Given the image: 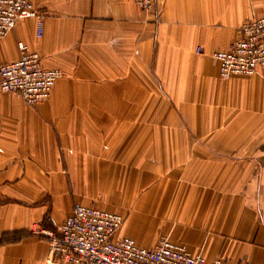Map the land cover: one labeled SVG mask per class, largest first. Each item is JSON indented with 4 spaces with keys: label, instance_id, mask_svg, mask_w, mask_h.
<instances>
[{
    "label": "crops",
    "instance_id": "0c3cea01",
    "mask_svg": "<svg viewBox=\"0 0 264 264\" xmlns=\"http://www.w3.org/2000/svg\"><path fill=\"white\" fill-rule=\"evenodd\" d=\"M31 1L43 36L20 21L0 67L24 43L63 76L33 107L0 90V264H60L40 232L76 204L142 247L264 264V70L223 80L213 59L264 0H157L159 24L134 0Z\"/></svg>",
    "mask_w": 264,
    "mask_h": 264
},
{
    "label": "built area",
    "instance_id": "2783aa9c",
    "mask_svg": "<svg viewBox=\"0 0 264 264\" xmlns=\"http://www.w3.org/2000/svg\"><path fill=\"white\" fill-rule=\"evenodd\" d=\"M134 2L159 24L157 0ZM32 18L37 20L38 37H42L45 16L31 0H0V42L20 21ZM18 46L20 59L0 67V90L33 107L49 99L63 73L45 69L38 53L29 51L24 43ZM197 53H202V48H197ZM213 59L223 80L253 78L264 70V15L244 22L239 39L229 49L214 53ZM49 220L54 229L40 233L48 239L51 259L60 264H246L223 259L209 262L165 237L153 247H142L132 238L119 236L125 223L122 215L96 207L76 204L61 225Z\"/></svg>",
    "mask_w": 264,
    "mask_h": 264
},
{
    "label": "trees",
    "instance_id": "16d2710c",
    "mask_svg": "<svg viewBox=\"0 0 264 264\" xmlns=\"http://www.w3.org/2000/svg\"><path fill=\"white\" fill-rule=\"evenodd\" d=\"M3 241H6L8 243H18L20 241V238L15 234L6 235Z\"/></svg>",
    "mask_w": 264,
    "mask_h": 264
}]
</instances>
